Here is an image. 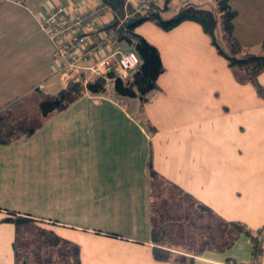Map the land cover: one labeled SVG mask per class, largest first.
Segmentation results:
<instances>
[{
	"label": "crops",
	"instance_id": "1",
	"mask_svg": "<svg viewBox=\"0 0 264 264\" xmlns=\"http://www.w3.org/2000/svg\"><path fill=\"white\" fill-rule=\"evenodd\" d=\"M111 1L123 6L121 14ZM138 1L0 0V115L40 106L65 88L54 44L40 25L52 8L79 13L108 6L86 29L95 41L101 30L124 26L139 11ZM167 1L151 4L164 7ZM231 5L236 38L259 53L264 0ZM134 32L158 49L164 67L158 88L143 102L137 98L139 107L124 104L111 83L105 93L86 90L68 109L42 117L30 136L0 144V264H16L17 228L6 221L9 213L47 222L49 231L79 247L81 264H175L154 255V210L163 211L158 183L214 222L203 227L199 243L221 224L264 230V94L236 78L196 22L166 31L145 21ZM126 45L114 44L133 50ZM258 80L264 92V72ZM192 206L180 212L188 216L184 227L201 220ZM184 227L181 235L176 231L183 240ZM183 243L163 248L201 264H264V237L258 259L244 233L224 252L197 254L196 246L186 250Z\"/></svg>",
	"mask_w": 264,
	"mask_h": 264
},
{
	"label": "trees",
	"instance_id": "2",
	"mask_svg": "<svg viewBox=\"0 0 264 264\" xmlns=\"http://www.w3.org/2000/svg\"><path fill=\"white\" fill-rule=\"evenodd\" d=\"M106 1L110 2V0ZM110 3L117 12L122 13L123 6L119 2H115L117 5L113 1ZM168 13L172 14L167 17ZM236 16L237 11L232 7L231 0H200L199 2L185 0L183 4L168 0L164 7H158L152 3L146 10L133 12L132 16L125 21L124 26L119 29V37L115 44L124 42L136 51L140 58V64L137 67L139 75L137 79L131 78L125 82L117 79L114 82L116 93L120 96L139 98L143 102L150 91L158 88L157 80L164 71L158 49L143 37L135 34L134 31L139 24L152 21L168 31L184 21H193L201 25L218 53L226 58L236 78L242 82L252 83L259 93L264 94L258 82L259 76L264 72V40L259 53H253L244 48L234 34ZM104 81L101 78L95 79L86 86L81 81L69 84L57 95L41 102L42 116L46 117L51 113L68 109L83 97L86 90L92 94L105 93ZM29 119L17 118L12 113L0 115V144H8L21 137H28L42 125L41 119L33 123H30L32 121ZM152 177L157 178L153 170ZM165 201L166 207L162 208L163 211L154 210L152 239L157 245L154 250L156 259L172 260L175 264H201L195 263L194 258H189L185 254H177L163 248H172L170 241L175 240L176 231L181 232V226H186V219H188V216L180 213L186 210L184 209L185 201L173 196ZM6 221L14 223L17 228L14 244L16 264H81L79 247L63 240L53 231L38 228L39 221L36 219L9 213ZM210 226L208 224V228ZM23 228L27 229V234L31 228H36L38 234H32L31 242L23 241L21 237ZM242 233L251 239L253 257L258 259L263 252L262 232L256 233L241 223L219 225L208 240L194 248L197 254H203L206 250L224 252L234 245ZM22 254L25 256L22 257ZM29 256H33V259L29 260Z\"/></svg>",
	"mask_w": 264,
	"mask_h": 264
},
{
	"label": "built area",
	"instance_id": "3",
	"mask_svg": "<svg viewBox=\"0 0 264 264\" xmlns=\"http://www.w3.org/2000/svg\"><path fill=\"white\" fill-rule=\"evenodd\" d=\"M151 0H139L137 8L146 10ZM108 10L100 3L89 9L73 13L61 5L52 8L45 17L40 18L42 30L55 47V58L59 61L58 74L64 86L81 81L85 86L95 80L104 79L124 82L133 77L140 64L135 50H123L114 46L122 22L108 30H101L93 41L86 33ZM264 237V230L262 231Z\"/></svg>",
	"mask_w": 264,
	"mask_h": 264
},
{
	"label": "rangeland",
	"instance_id": "4",
	"mask_svg": "<svg viewBox=\"0 0 264 264\" xmlns=\"http://www.w3.org/2000/svg\"><path fill=\"white\" fill-rule=\"evenodd\" d=\"M147 24H151L152 26L153 23H147ZM127 48H132L131 46H127ZM131 50V49H129ZM138 75H139V71H135L134 73V77L132 78H135L137 79L138 78ZM105 82V85L107 86L108 84H111V83H114V82H107V81H104ZM108 87V86H107ZM125 99L124 101V104H128V105H131V106H134V107H139V104L137 101L138 99L137 98H131V97H125L123 96ZM15 117L17 118H21V119H25V118H30L29 120H31L32 122L30 123H33L35 121H38V119H41L43 116L41 114V111H40V106L39 105H31L30 106V110H23V112H11ZM155 193L157 195V198H158V206H160L161 208H165L166 207V204H165V200L169 199V197L173 196V197H178V194L177 191L175 189H171L170 187L166 186V184L164 183H158L156 184V190H155ZM177 195V196H176ZM186 199V198H184ZM183 202V201H181ZM186 203H184V209L186 208V211L188 212L190 210V206L191 205V202L190 200L186 199L185 200ZM168 207V205H167ZM193 207V206H192ZM192 212H194L196 215H194V217H198L199 219L201 220H198V222H194L196 223V225L194 226V224H188L187 226L188 227H184L187 231L184 232V235H188L187 237L183 239H181L180 237H177L176 236V240H180V241H176V240H171L170 243L171 244H174V242H181L183 243L182 245H184L183 249H186V250H193L191 249L190 246H197V245H201L205 240H203L206 236V229L203 228L205 225L206 227L208 226V224H214V222L209 218L207 217V215L204 213L202 214V211L201 210H198L197 208L193 207L192 209ZM203 215V218H201V216ZM213 222V223H212ZM200 225V226H199ZM37 228V227H36ZM36 228H31L27 234L26 232V228H23L22 229V234H21V237H22V240L23 241H32L31 239L33 238V235L32 234H35L37 235L38 234V231ZM38 228H42V229H46L48 230V223L47 222H41L38 224ZM182 229V228H181ZM189 230V231H188ZM205 233V235H204ZM180 234V232H179ZM181 235V234H180ZM209 236V235H208ZM178 238V239H177ZM202 239V243H199L200 240ZM192 244V245H191ZM33 246H31L32 248ZM181 248V246H180ZM25 256V254H22V257ZM56 257H57V254H56ZM190 258V257H189ZM33 259V256H29V260H32Z\"/></svg>",
	"mask_w": 264,
	"mask_h": 264
}]
</instances>
